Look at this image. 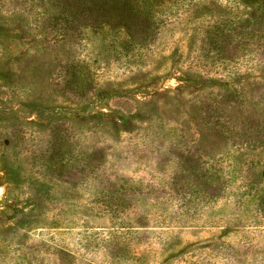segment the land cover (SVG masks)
I'll list each match as a JSON object with an SVG mask.
<instances>
[{
	"label": "rangeland",
	"instance_id": "374dc122",
	"mask_svg": "<svg viewBox=\"0 0 264 264\" xmlns=\"http://www.w3.org/2000/svg\"><path fill=\"white\" fill-rule=\"evenodd\" d=\"M227 2L137 44L98 0H0V264H264V43L206 40Z\"/></svg>",
	"mask_w": 264,
	"mask_h": 264
},
{
	"label": "trees",
	"instance_id": "16d2710c",
	"mask_svg": "<svg viewBox=\"0 0 264 264\" xmlns=\"http://www.w3.org/2000/svg\"><path fill=\"white\" fill-rule=\"evenodd\" d=\"M98 1L101 3L103 14L109 13L115 18L112 21L115 28L121 34L130 31L133 41L138 44L145 43L151 32L164 24L168 13L188 5L193 0ZM206 5L207 3H203L204 7ZM220 7L224 11L223 14L229 15L230 18L215 21L206 32V40H212L228 30L232 36L247 34L246 45L256 37L260 43H264V0H228L227 4Z\"/></svg>",
	"mask_w": 264,
	"mask_h": 264
}]
</instances>
